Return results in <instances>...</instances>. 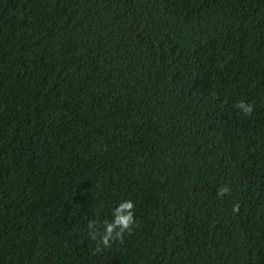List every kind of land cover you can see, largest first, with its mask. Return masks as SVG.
<instances>
[{"label": "trees", "instance_id": "trees-1", "mask_svg": "<svg viewBox=\"0 0 264 264\" xmlns=\"http://www.w3.org/2000/svg\"><path fill=\"white\" fill-rule=\"evenodd\" d=\"M0 264H264V0H0Z\"/></svg>", "mask_w": 264, "mask_h": 264}, {"label": "clouds", "instance_id": "clouds-1", "mask_svg": "<svg viewBox=\"0 0 264 264\" xmlns=\"http://www.w3.org/2000/svg\"><path fill=\"white\" fill-rule=\"evenodd\" d=\"M237 108L245 114H250L253 110L251 104L244 102L239 103ZM227 191V187L221 190L222 193H226ZM134 207L135 205L132 199L120 200L112 209L111 220L105 221L102 230L99 232L97 231L95 222L89 221L88 228L91 231L92 238H98V245L108 248L113 241L120 239L126 231L131 230V227L135 223Z\"/></svg>", "mask_w": 264, "mask_h": 264}]
</instances>
